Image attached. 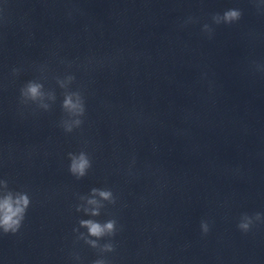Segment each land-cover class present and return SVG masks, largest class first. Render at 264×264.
I'll list each match as a JSON object with an SVG mask.
<instances>
[{"label":"clouds","instance_id":"obj_1","mask_svg":"<svg viewBox=\"0 0 264 264\" xmlns=\"http://www.w3.org/2000/svg\"><path fill=\"white\" fill-rule=\"evenodd\" d=\"M242 11L239 8H229L223 13H213L211 21L214 25H231L242 18ZM195 18L189 17L185 23H195ZM202 31L211 37L214 29L208 23L202 27ZM21 68L14 67L11 74L19 76ZM40 75L37 78L28 80L19 89V104L22 106L35 105L36 108L43 111H50L52 105L56 102L57 96L55 90L46 89L44 81L47 80L46 67L39 68ZM56 84L63 90V99L61 109L64 113L59 122V126L66 134L72 133L80 128L84 123L83 117L86 114L85 97L81 90H72L70 87L76 80L74 74L66 73L62 77H55ZM68 165L69 173L77 180L84 178L92 168V159L85 150L77 153L69 152ZM79 201L74 205L76 212H82L90 218L80 219L78 227L72 229L75 234L76 242L83 241L85 245L95 250L97 258L91 264H110L106 254L115 251L113 238L118 232V221L110 218L105 221L94 219L101 215V210L107 205L116 204V196L109 188H91L86 195L77 194ZM32 205V198L27 191H17L9 187L6 179H0V237L20 233L24 226L29 208ZM257 224H264V213L256 212L254 214L242 213L237 223V228L242 233H248ZM85 229L86 231H80ZM200 229L202 235H207L210 231L208 220H201ZM105 240L104 243H101ZM72 258L77 264H81V256L78 252L72 253Z\"/></svg>","mask_w":264,"mask_h":264}]
</instances>
